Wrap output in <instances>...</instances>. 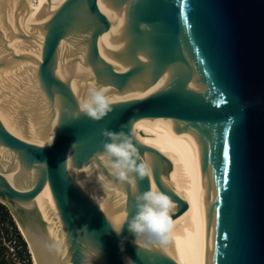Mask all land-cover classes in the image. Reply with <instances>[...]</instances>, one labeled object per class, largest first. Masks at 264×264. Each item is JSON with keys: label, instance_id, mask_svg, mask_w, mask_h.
<instances>
[{"label": "water", "instance_id": "95a60500", "mask_svg": "<svg viewBox=\"0 0 264 264\" xmlns=\"http://www.w3.org/2000/svg\"><path fill=\"white\" fill-rule=\"evenodd\" d=\"M97 85L112 110L71 119ZM121 126L152 168L134 184L102 158ZM171 143L196 179L203 264H264V0H0V204L37 264H189ZM150 189L175 205L163 250L112 223Z\"/></svg>", "mask_w": 264, "mask_h": 264}, {"label": "clouds", "instance_id": "9594fccd", "mask_svg": "<svg viewBox=\"0 0 264 264\" xmlns=\"http://www.w3.org/2000/svg\"><path fill=\"white\" fill-rule=\"evenodd\" d=\"M115 98L106 93L103 86L88 90L79 105L78 111L70 113V118L78 120L81 115L100 121L112 110ZM102 158L112 175L121 182L136 183L137 179L152 174L151 165L141 159L135 143L134 134L126 126L118 131L102 132ZM173 201L162 191L150 189L136 197V213L130 218L120 216L112 223L119 234L125 219L126 230L133 237V243L143 242L144 247L166 249L172 238L173 221L171 212ZM123 243V241H122Z\"/></svg>", "mask_w": 264, "mask_h": 264}, {"label": "bare ground", "instance_id": "6f19581e", "mask_svg": "<svg viewBox=\"0 0 264 264\" xmlns=\"http://www.w3.org/2000/svg\"><path fill=\"white\" fill-rule=\"evenodd\" d=\"M169 147L170 154L168 159L173 164L172 172L176 175L175 182H172L170 185L188 204V210L176 218V222L181 231L189 264H203L202 213L194 172L183 150L174 143H171ZM15 222L24 240H26L25 242L30 250L29 253H31L32 264H37L34 251L20 223L16 219Z\"/></svg>", "mask_w": 264, "mask_h": 264}, {"label": "built area", "instance_id": "2783aa9c", "mask_svg": "<svg viewBox=\"0 0 264 264\" xmlns=\"http://www.w3.org/2000/svg\"><path fill=\"white\" fill-rule=\"evenodd\" d=\"M0 206L5 208L0 209V234L2 244L6 249L7 257L10 262H13L14 264H16L15 262H18L17 264H20L19 262H24L21 260V256H19L23 252V249L17 239V234L15 233L14 228L10 226L9 222L12 220L18 229L17 223L15 222V218L7 206L3 204H0ZM6 213L9 214V218L7 217L4 219L3 216Z\"/></svg>", "mask_w": 264, "mask_h": 264}, {"label": "trees", "instance_id": "16d2710c", "mask_svg": "<svg viewBox=\"0 0 264 264\" xmlns=\"http://www.w3.org/2000/svg\"><path fill=\"white\" fill-rule=\"evenodd\" d=\"M1 208H2V209H5L4 207H1V206H0V209H1ZM7 217L9 218V214L6 213V214L3 216V218L5 219V218H7ZM9 223H10V226H12V227L14 228L15 233L17 234V239H18L20 245L22 246V249H23V253H24V254H23V255L21 254V256L24 258V264H32V259H31L30 254H29V249H28V246H27V244H26L24 238L22 237L20 231H18L16 225H15L12 221L9 222ZM5 250H6V249H3L4 253H5ZM2 255H3V254H2ZM2 255H0V264H12L11 262H8V261L4 260V259L2 258Z\"/></svg>", "mask_w": 264, "mask_h": 264}, {"label": "flooded vegetation", "instance_id": "af4514ba", "mask_svg": "<svg viewBox=\"0 0 264 264\" xmlns=\"http://www.w3.org/2000/svg\"><path fill=\"white\" fill-rule=\"evenodd\" d=\"M3 249H5V247H4L3 244H2V239H1V234H0V255L3 254V255H2V258H3L4 260L10 262L9 259H8V257H7L6 250H5V253H4Z\"/></svg>", "mask_w": 264, "mask_h": 264}, {"label": "snow or ice", "instance_id": "6c2138e0", "mask_svg": "<svg viewBox=\"0 0 264 264\" xmlns=\"http://www.w3.org/2000/svg\"><path fill=\"white\" fill-rule=\"evenodd\" d=\"M223 155H224L225 160H227L229 157V146L227 142L224 144ZM97 243H98V239H97Z\"/></svg>", "mask_w": 264, "mask_h": 264}, {"label": "rangeland", "instance_id": "374dc122", "mask_svg": "<svg viewBox=\"0 0 264 264\" xmlns=\"http://www.w3.org/2000/svg\"><path fill=\"white\" fill-rule=\"evenodd\" d=\"M7 208L10 210V212H11V209L7 206ZM12 213V212H11ZM12 221V220H11ZM19 230V229H18ZM20 231V230H19ZM21 233V232H20ZM22 235V234H21ZM23 237V236H22ZM24 238V237H23ZM26 241V240H25ZM28 246V245H27ZM29 249V248H28ZM29 252H30V250H29ZM22 255L24 254L23 252L21 253ZM21 254L19 255V256H21ZM30 257H31V253H30ZM21 260L22 261H24V258L21 256ZM10 261V260H9ZM12 264H14L13 262H11ZM16 264L18 263V262H15ZM20 264H24V262H19Z\"/></svg>", "mask_w": 264, "mask_h": 264}]
</instances>
